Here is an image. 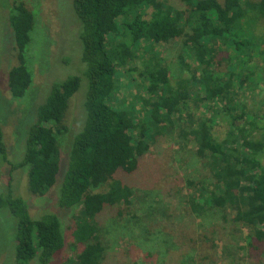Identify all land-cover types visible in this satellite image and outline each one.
I'll use <instances>...</instances> for the list:
<instances>
[{"label": "trees", "instance_id": "16d2710c", "mask_svg": "<svg viewBox=\"0 0 264 264\" xmlns=\"http://www.w3.org/2000/svg\"><path fill=\"white\" fill-rule=\"evenodd\" d=\"M181 1L177 7L162 0H72L87 92L85 98L81 96L82 126L69 141L65 161L61 143L69 133L66 120L80 89L78 76L51 84L12 150L0 112V166L6 167L8 174V185L0 190V212L7 211L15 219L14 264H103L107 251L99 218L111 212L125 223L139 222L140 215L131 214V210L138 203L140 211L142 193L124 178L139 172L157 136L171 128H178L180 136L193 144L209 174L207 182L187 183L188 193L184 188L176 192L186 216L189 221L192 216L207 219L206 223L221 218L209 233L201 230L199 242L211 243L215 249L221 232L245 234L246 246L238 250H253L251 257L257 252L256 262L262 261L264 116L259 124L255 120L250 123L249 131L236 130V118H232V131L220 140L212 133L211 121L199 118L194 109L210 105L220 110L222 106L229 114L237 103L245 82L235 84V72L224 80L217 77L214 72L224 60L216 63L215 59L227 47V59L234 67L239 60L236 51L246 48L256 55L254 46L253 50L247 48L239 39L254 32L253 24L264 22V0ZM7 22L14 36L16 61L8 72L7 89L13 99L21 100L33 85L28 49L36 18L24 2L16 0ZM176 41L181 43L176 56L179 63L203 91L195 100L188 92V80H170V70L160 54L159 47ZM194 61L196 69L190 65ZM125 74L133 76L130 84H135L133 96L139 108L136 103L117 100L119 78ZM1 101L0 90V108ZM222 102L224 106H220ZM22 171L27 173L32 198L42 199L57 188L59 209L79 210L72 237L81 250L75 259L55 263L66 246L59 216L50 212L33 217L22 196L13 194V173ZM61 174L64 178L59 189ZM125 209L129 210L124 213ZM166 234L160 236V242L171 241L174 246L163 256L178 248L170 233ZM192 248L182 256L186 264H218L210 256L201 259Z\"/></svg>", "mask_w": 264, "mask_h": 264}, {"label": "rangeland", "instance_id": "374dc122", "mask_svg": "<svg viewBox=\"0 0 264 264\" xmlns=\"http://www.w3.org/2000/svg\"><path fill=\"white\" fill-rule=\"evenodd\" d=\"M15 1L0 0V90L2 94L0 112L6 142L12 150L18 137H21L23 133L22 129H25L31 116L34 115V109L36 110L41 100H45L46 91L51 84L66 76H78L81 79L80 89L76 96L78 98L75 97L68 111L66 124L69 127V133L61 143L65 161L68 156L69 141L82 126L81 96L85 98L87 92L86 78L81 75L85 66L82 63V43L78 35V20L74 16L72 0L71 2L70 0H17L24 2L36 18L32 43L28 49V65L33 73V85L27 96L21 100L13 99L7 89L8 72L16 65L13 58L14 36L7 22L9 10ZM162 1L177 7L182 5L181 0ZM253 26L254 32L249 31L248 37L239 40L247 43V48L253 50L254 46L256 55L251 54V51L246 48L236 51L235 54L239 56V60L238 67H234L227 59L230 52V48L227 49V47L223 48L215 59L216 63L220 59L224 60L214 72L217 77L224 80L230 78V75L235 72L236 75L233 73L236 76L233 78L235 84L240 80L245 82V86L238 91L239 98H236L237 103H233L234 107L231 112L227 114L221 108V105H225L224 102L220 104V110L213 109L210 105L198 107L197 111L194 109V113L199 118L211 121L212 133L220 140H224L232 131V118H236V130L246 128V131H249L250 123L255 120L259 124L264 116V22L253 24ZM180 47V41L162 45L159 47L160 54L170 70V80H188L190 82L188 92L195 100L203 95V91L200 85L192 79V75L179 63L176 56ZM245 57H249V64H245ZM137 64L139 65L140 62ZM190 65L192 69L197 68L195 61ZM244 74H249V78H244ZM133 75L137 76L136 73ZM132 77L127 74L121 75L116 97L118 102L136 103L138 106V101L133 96L136 90L135 84H130ZM215 111H219L220 114L216 115ZM262 160L264 163V157ZM5 168L0 166V190L8 185V174ZM208 176L207 170L204 169L196 155L195 147L180 136L178 128L168 129L165 134L157 136L139 172L135 176L124 178L133 186L132 188L142 193L140 196L143 197L139 196L140 203H142L139 207L140 211H137L138 203L131 210V214L140 215L139 222L125 223L126 221L111 212L99 218L102 240L107 251L103 264H186L181 259L186 251L191 250L188 249L189 247H194L192 249L197 251L201 259L203 256H210L212 260H215L214 262L218 261V264H260V262L264 264V247L262 261L258 262H256L257 252H254L251 257L253 250L243 252L238 250L246 246L245 234L231 235L229 232L227 234L221 232L215 243V249L211 243L201 244L199 242L202 238L201 230L209 233L219 226L218 222L221 218L215 217L206 223L207 219L192 216L190 222L183 210L182 198L176 197V192L184 188V192L188 193L190 186L187 183L207 182ZM63 178L64 174H61L59 189ZM12 183L15 189L13 194L22 196V199L28 203L31 216L39 217L50 212L59 216L66 246L56 258L55 263L75 259L76 254L81 250V245L76 246L72 237L79 210L59 209L55 190L57 188L54 189L55 192L42 199L32 198L27 190L25 171L13 173ZM128 210L125 209L123 212L126 213ZM177 218H180L178 222ZM15 229V219L12 215L7 211H1L0 264H14ZM166 230L178 248L163 256L168 248L174 246L171 241L160 242V236L168 235L164 234Z\"/></svg>", "mask_w": 264, "mask_h": 264}]
</instances>
